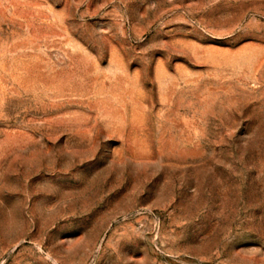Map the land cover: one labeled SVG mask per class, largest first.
Instances as JSON below:
<instances>
[{
	"label": "rangeland",
	"instance_id": "obj_1",
	"mask_svg": "<svg viewBox=\"0 0 264 264\" xmlns=\"http://www.w3.org/2000/svg\"><path fill=\"white\" fill-rule=\"evenodd\" d=\"M0 264H264V0H0Z\"/></svg>",
	"mask_w": 264,
	"mask_h": 264
}]
</instances>
